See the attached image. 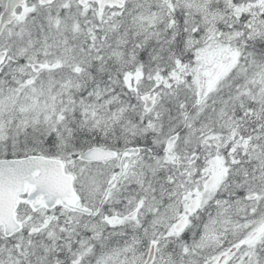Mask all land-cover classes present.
I'll return each mask as SVG.
<instances>
[{
	"label": "snow or ice",
	"instance_id": "obj_1",
	"mask_svg": "<svg viewBox=\"0 0 264 264\" xmlns=\"http://www.w3.org/2000/svg\"><path fill=\"white\" fill-rule=\"evenodd\" d=\"M0 264H264V0H0Z\"/></svg>",
	"mask_w": 264,
	"mask_h": 264
}]
</instances>
